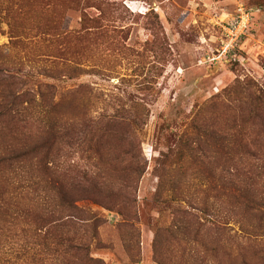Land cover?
Segmentation results:
<instances>
[{"label":"trees","instance_id":"16d2710c","mask_svg":"<svg viewBox=\"0 0 264 264\" xmlns=\"http://www.w3.org/2000/svg\"><path fill=\"white\" fill-rule=\"evenodd\" d=\"M126 11L117 0H0L8 38L0 45V264H106L93 255L105 248L104 216L78 202L110 212L136 202L146 170L136 134L147 113L93 112L103 95L82 83L59 92L55 82L88 74L89 46L99 47ZM70 12L78 29L64 27ZM237 102L218 126L204 111L214 104L201 107L189 135L158 157L154 195L184 202L176 211L187 246L203 226L218 248H228L234 224L242 238L264 239V108L258 99Z\"/></svg>","mask_w":264,"mask_h":264},{"label":"rangeland","instance_id":"374dc122","mask_svg":"<svg viewBox=\"0 0 264 264\" xmlns=\"http://www.w3.org/2000/svg\"><path fill=\"white\" fill-rule=\"evenodd\" d=\"M117 1L128 11L116 28L107 30L108 42L105 38L99 47L89 46V73L55 82L59 92L82 83L93 94L103 95L106 102L99 100L93 112L124 108L147 113L146 124L136 134L146 161L136 202L113 212L90 201L78 202L105 219L98 229L105 248L93 255L106 264H195L191 259L202 257L206 264H264V239L242 238L237 224L228 230V248L217 247L211 226H203L191 240L195 242L187 246L181 235L186 220L176 211L185 207L184 202H163L169 197L167 192L154 195L159 181L154 172L158 157L168 153L169 147L175 148L201 107L214 104L213 110L204 111L217 126L230 115V102L239 109L237 99H258L264 108V0ZM240 3L254 9L250 24L233 50L212 60L224 38L219 21L233 15ZM64 27H80L75 12L67 15ZM2 28L5 33L7 27ZM4 33H0V45L8 42ZM195 172L191 179L197 185L201 178ZM197 215L198 224L205 222L201 213Z\"/></svg>","mask_w":264,"mask_h":264},{"label":"built area","instance_id":"2783aa9c","mask_svg":"<svg viewBox=\"0 0 264 264\" xmlns=\"http://www.w3.org/2000/svg\"><path fill=\"white\" fill-rule=\"evenodd\" d=\"M253 10L252 7H247L240 3L237 5L233 15L221 18L219 26L221 27L224 38L221 40L218 55L212 57V60L225 57L237 46L250 24Z\"/></svg>","mask_w":264,"mask_h":264}]
</instances>
